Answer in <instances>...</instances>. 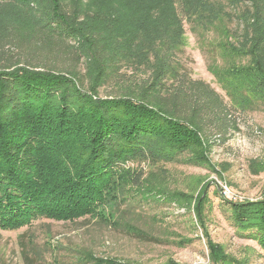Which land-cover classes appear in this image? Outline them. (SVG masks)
Wrapping results in <instances>:
<instances>
[{
	"label": "trees",
	"instance_id": "obj_1",
	"mask_svg": "<svg viewBox=\"0 0 264 264\" xmlns=\"http://www.w3.org/2000/svg\"><path fill=\"white\" fill-rule=\"evenodd\" d=\"M80 11L71 0H0L3 230L38 219L113 226L121 224L120 206L131 213L181 202L179 193L146 186L143 166L181 157L209 165V132L224 140L231 110L264 105V0H182L185 21L209 55L207 70L230 105L178 60L184 29L164 0H129V33L118 35L80 21ZM84 63L86 88L77 76ZM125 66L141 68L144 80L129 94L100 98L99 88ZM206 203L203 191L193 207L201 227ZM228 204L232 224L264 251V200ZM132 214L123 228L148 238ZM204 234L210 264H247ZM78 264L128 263L85 253Z\"/></svg>",
	"mask_w": 264,
	"mask_h": 264
},
{
	"label": "rangeland",
	"instance_id": "obj_2",
	"mask_svg": "<svg viewBox=\"0 0 264 264\" xmlns=\"http://www.w3.org/2000/svg\"><path fill=\"white\" fill-rule=\"evenodd\" d=\"M71 1L81 6L80 21H98V30L105 34L129 33V0ZM164 3L176 8L184 29L185 46L178 60L194 80L208 84L230 105L207 70L209 55L185 21L182 0ZM85 67V63L79 67L77 76L86 88ZM115 75L99 88L100 98L129 94V88L146 76L141 68L129 70L126 66ZM231 114L232 126L224 140L214 131L208 134L209 165H187L181 157L156 168L143 166L146 186L153 191L179 193L184 196L181 202H158L145 206L143 212L131 213L120 206L117 220L121 224L113 226L85 218L74 222L38 219L14 231L0 228V264H78L80 254L85 253L128 264H168L171 260L177 264H210L205 232L226 254L247 264H264L259 244L230 221L228 204L264 200V105L255 104L252 110L238 108ZM203 191L207 203L201 227L193 207ZM131 214L130 221L148 238L139 239L125 231L122 221L129 223ZM178 241L181 246L174 244Z\"/></svg>",
	"mask_w": 264,
	"mask_h": 264
}]
</instances>
